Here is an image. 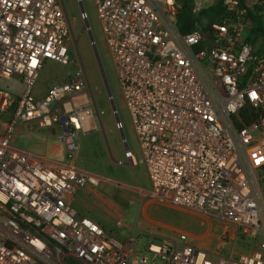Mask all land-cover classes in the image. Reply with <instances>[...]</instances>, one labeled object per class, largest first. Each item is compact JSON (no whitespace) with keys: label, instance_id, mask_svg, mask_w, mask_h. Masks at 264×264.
I'll return each mask as SVG.
<instances>
[{"label":"built area","instance_id":"1","mask_svg":"<svg viewBox=\"0 0 264 264\" xmlns=\"http://www.w3.org/2000/svg\"><path fill=\"white\" fill-rule=\"evenodd\" d=\"M216 2L190 0L198 21L180 33V0H93L150 181L141 193L222 220L207 251L186 232L121 243L77 213L76 190L105 181L75 165L77 136L92 128L87 76L78 67L33 93L45 60L70 62L64 6L0 0V79L16 75L22 85L19 94L0 87V264H264V57L243 39L247 10L264 0H223L216 19L200 15ZM20 122L57 125L65 160L16 146ZM125 156L136 163L130 149Z\"/></svg>","mask_w":264,"mask_h":264},{"label":"rangeland","instance_id":"2","mask_svg":"<svg viewBox=\"0 0 264 264\" xmlns=\"http://www.w3.org/2000/svg\"><path fill=\"white\" fill-rule=\"evenodd\" d=\"M60 2L64 6L73 37L72 49L69 55L70 62L64 65L53 60H45L34 85L33 93L35 96L42 95L48 85L75 73L78 67H81L86 74L91 89L90 95L94 93L92 97L89 96L88 104H86V107L91 108L93 112V116L89 121L92 128L80 132L77 136L78 149L75 165L104 178V191L125 209L122 224L126 225L118 226L119 235L117 240L119 242L124 241L127 234H129L127 226L131 225L133 234H137L135 235L136 244L144 246L150 241L149 235L145 232L148 229L156 228L153 221L182 227L171 217L175 213L193 219L195 223H193L191 229H195L196 233L202 232L206 225H200L199 217L175 208L186 209L192 213L208 216L196 209L150 202L145 209L146 216L150 220L145 218L143 204L148 200V197H145V200L142 199L138 189L147 188V171L138 140L133 131L131 116L120 93L115 68L104 42L101 23L93 0H81L86 18L82 16L79 0H60ZM86 20L89 24L90 33L84 29ZM90 35L93 37V42ZM252 47L255 53L264 57V47L261 39L257 40ZM99 65L102 66L108 81L115 109L108 97L98 92L101 82ZM0 87L8 88L11 92L18 94L22 91V85L16 75H13L11 79H0ZM5 116H0V134L6 119ZM117 118L120 125L117 123ZM13 137L16 146L37 153H44L49 158L60 157L59 155L63 153L65 142H61L55 137L47 143V129H39L36 126L32 127L20 122L14 130ZM126 148L134 153L137 158L136 163L129 162L128 157L125 156ZM258 177L264 188V171ZM222 228V220L212 217V233L219 234ZM243 244H239V249L248 248V244H246L247 246ZM137 251L141 252L142 250L137 249ZM65 259L61 264H80L75 260Z\"/></svg>","mask_w":264,"mask_h":264},{"label":"crops","instance_id":"3","mask_svg":"<svg viewBox=\"0 0 264 264\" xmlns=\"http://www.w3.org/2000/svg\"><path fill=\"white\" fill-rule=\"evenodd\" d=\"M14 94H18V93H14ZM42 95L36 96V97H41ZM59 135H60V129L57 125H54L50 129H47V143L52 141L55 137L56 139L58 138L62 142L63 140L59 137ZM63 147H64L63 153L59 155L60 157L49 158L44 153L42 154H44L48 159L53 160V161H64L66 158L67 149H68L66 142L64 143ZM132 154L134 155L133 152ZM134 157L137 161V158L135 155ZM104 186H105L104 182H101L97 186L86 184L78 188L76 192L73 194V196L71 197V204L80 216L89 217L93 221L101 224L106 229L108 234L112 235L114 238L117 239L119 235L118 226L126 225V224H122V218L125 213V209H123L122 206L118 202H116L111 195H108L104 191ZM149 189H150V181H149L148 174H147V188L138 189V191H140V195L142 199H144L147 196H143L141 191L143 190L148 191ZM150 202H154V201L148 198V200L145 201L143 204V212H144L145 218H148L146 216L145 209H146V206ZM175 209L179 211H185L194 216L199 217L200 225H206L205 229L200 233H196L194 231L195 229H191V227L194 225L193 223H195L193 219L189 217H185V215L175 213V214H172L171 217L174 219L176 223H178L182 227H177L175 225H169L168 223H163V222L161 223V222L152 220L156 228L151 229V230L148 229L145 232L149 235L150 240H155V239L163 240L167 238L172 239V238H175L179 234V232H186L189 234L191 243H193L195 246L205 249L207 251H213L216 245L219 244V234L220 233L219 234L212 233L211 231L212 217L204 216L200 213H192L186 209H181V208H175ZM148 220L150 219L148 218ZM186 227L189 229H187ZM127 229H128L129 234H127L126 238L121 243H124L127 239H129L130 236L137 235V234H133L131 225H128ZM238 248H239V244H238ZM61 263L62 262H60V264Z\"/></svg>","mask_w":264,"mask_h":264},{"label":"trees","instance_id":"4","mask_svg":"<svg viewBox=\"0 0 264 264\" xmlns=\"http://www.w3.org/2000/svg\"><path fill=\"white\" fill-rule=\"evenodd\" d=\"M180 1L181 6L176 16V25L180 33H187L195 28L198 18L192 13L190 0ZM222 2L223 0H217L213 6L202 10L200 15L211 20L216 19L223 13ZM246 21V27L243 34L244 41L253 45L257 40L261 39L262 46L264 47V6L248 9L246 13ZM263 171L264 168L259 171V174Z\"/></svg>","mask_w":264,"mask_h":264},{"label":"flooded vegetation","instance_id":"5","mask_svg":"<svg viewBox=\"0 0 264 264\" xmlns=\"http://www.w3.org/2000/svg\"><path fill=\"white\" fill-rule=\"evenodd\" d=\"M99 66H100V72H101V75H100L101 76V82H100V85L98 88V92L105 94L108 97V99L110 100V102H112V106H113L114 104L112 101V95H111V90H110L108 81L106 79V76H105V73L103 71L102 66L101 65H99ZM90 93H91V89H90ZM93 95H94V93L92 95H89V96L92 97ZM113 108H114V106H113Z\"/></svg>","mask_w":264,"mask_h":264},{"label":"water","instance_id":"6","mask_svg":"<svg viewBox=\"0 0 264 264\" xmlns=\"http://www.w3.org/2000/svg\"><path fill=\"white\" fill-rule=\"evenodd\" d=\"M79 3H80V8H81V13H85L84 8H83L82 3H81V0H79ZM84 29L88 30V32L90 33V28H89V24H88V21H87V20L85 21ZM90 39H91V41L93 42V37H92L91 35H90ZM114 109H115V108H114ZM117 123L120 124V121H119L118 118H117ZM122 136H123V139H124V135H123V134H122ZM126 149H127V148H126Z\"/></svg>","mask_w":264,"mask_h":264},{"label":"snow or ice","instance_id":"7","mask_svg":"<svg viewBox=\"0 0 264 264\" xmlns=\"http://www.w3.org/2000/svg\"><path fill=\"white\" fill-rule=\"evenodd\" d=\"M253 95H255V93H253Z\"/></svg>","mask_w":264,"mask_h":264}]
</instances>
